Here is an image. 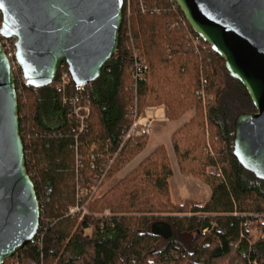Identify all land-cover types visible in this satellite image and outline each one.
Returning <instances> with one entry per match:
<instances>
[{
  "label": "trees",
  "instance_id": "1",
  "mask_svg": "<svg viewBox=\"0 0 264 264\" xmlns=\"http://www.w3.org/2000/svg\"><path fill=\"white\" fill-rule=\"evenodd\" d=\"M128 1L117 49L99 77L83 87L70 82L63 92L89 102L83 131L62 92L53 85L32 87L19 69L12 70L25 167L41 215L33 240L3 264H247L248 258L264 264V179L244 169L232 152L234 117L254 111L246 89L229 76L223 58L210 46L196 48L188 22L185 29L171 26L178 17L185 20L172 7L174 0ZM131 45L149 66L136 93L131 89ZM199 91L211 100L203 101ZM159 104L169 120L195 110L171 142L180 172L206 184L209 198L203 203L171 199L172 171L165 148L158 145L88 202L80 220L78 214H67L76 203L77 184L92 183L112 159L108 180L145 147L148 137L141 135L118 149L132 110ZM91 144L96 145L93 151ZM105 209L111 215H103ZM156 221L170 226L168 238L151 231ZM256 227L260 234L254 239L249 232Z\"/></svg>",
  "mask_w": 264,
  "mask_h": 264
},
{
  "label": "water",
  "instance_id": "2",
  "mask_svg": "<svg viewBox=\"0 0 264 264\" xmlns=\"http://www.w3.org/2000/svg\"><path fill=\"white\" fill-rule=\"evenodd\" d=\"M193 31L224 60L254 111L233 119L232 152L264 179V0H174ZM123 0H0V37L14 40V61L28 85L51 86L61 65L83 87L118 46ZM40 204L25 167L9 58L0 43V264L33 240ZM151 231L164 238L162 221Z\"/></svg>",
  "mask_w": 264,
  "mask_h": 264
},
{
  "label": "built area",
  "instance_id": "3",
  "mask_svg": "<svg viewBox=\"0 0 264 264\" xmlns=\"http://www.w3.org/2000/svg\"><path fill=\"white\" fill-rule=\"evenodd\" d=\"M123 5H124V0H123ZM174 6H177L176 2L172 5V7ZM126 13L127 14L129 13L128 0H126ZM186 22H187L186 19L184 20L181 17H178L177 20L174 21L171 26L183 27L185 29ZM191 39L193 43L196 45V48H200V47L206 48L207 46H209L197 34L191 36ZM200 40L204 42L203 45L201 44ZM0 43L2 45V49L5 55L9 58L11 62L12 70L16 68L18 69L14 61V47H13L14 40L11 38H1ZM129 48H130V61H131V89L134 93H136L139 83L146 77L149 71V66L144 55L138 48H136L134 45H131ZM63 66L64 65H61L60 67ZM70 82L72 83L70 74L66 67V69H63L59 73L57 79H54L52 85L57 91L63 93L66 85L69 84ZM203 82L205 81L203 80ZM199 94L200 97L203 99V101H205V97H207V100H211V96H206L203 91H199ZM63 101H67L69 103L70 105L69 113L72 116H74L75 119L79 122L78 130L83 131L85 128L86 119L89 115V102L86 100L82 101L79 94L66 97L64 96V93H63ZM132 116L133 119L130 125L125 130L122 137V141L118 149L124 144L126 140L130 138L141 135L149 136L153 121L166 120L163 104L147 106L141 112H138L136 108H134L132 110ZM76 147H77V142L75 141L74 144L75 151H76ZM95 149H96V145L91 144L90 150L93 151ZM75 157L77 162V152L75 154ZM111 162L112 159L109 160L108 164H104L102 168L99 169L92 183L88 185H80V184L76 185V203L75 205L68 208L67 214H71V215L78 214L79 219H81V217L84 214L88 213L86 205L88 204V202H90L97 196ZM76 175L78 176L79 173L77 172ZM247 264H257V261L255 259L248 258Z\"/></svg>",
  "mask_w": 264,
  "mask_h": 264
},
{
  "label": "rangeland",
  "instance_id": "4",
  "mask_svg": "<svg viewBox=\"0 0 264 264\" xmlns=\"http://www.w3.org/2000/svg\"><path fill=\"white\" fill-rule=\"evenodd\" d=\"M194 113H195V110L193 108L192 109H189L188 110V113H187L188 114L187 116H189V117H188V119L186 121H188L194 115ZM178 128L174 129L171 132L172 128H171L170 123L165 122V121H159V120L153 121L152 127H151V132H150L151 135H149V138H147V142L145 144V147L138 154H136V156H134L128 163H126V165L124 167H122L116 174H114L108 180L103 181V183L101 185V188H100L97 196L98 195H101L104 191H106L108 188H110L113 184H115L117 181H119L121 178H123L128 172H130L133 168H135L145 157H147L152 152V150L151 151H148L149 148L155 142H157V141L158 142H161L159 145H163V147L165 148V146L166 147L169 146V141H170L171 147H172V151L174 153L173 146H172V142H171V135ZM170 132H171V134H170ZM157 146H155L153 149H155ZM165 151H166V155H167V158H168V162H169V165H170V168H171V171H172V164H171V161H170V159L168 157L166 148H165ZM174 157L176 159L175 153H174ZM173 167L175 168L174 164H173ZM176 167H177V170L180 172L179 167H178V164H177V160H176ZM208 171H213V168H208ZM172 173H173V171H172ZM180 174L184 177V180H185L183 182L184 183V187L183 188H179V189H175L174 188L175 190H173V188L170 190V188H169L170 197H171V199L173 201H176V202H184V200H186V199H191V200H195L197 202L203 203V202H205L209 198V196H210V189H209V187L206 184H204L203 182H201L197 178H193V177H191L189 175L182 174L181 172H180ZM173 180H174V177L172 178V174H171V176L168 178V187H169V183L170 182L173 184ZM195 182H196V184L198 183V186H200L201 188L206 189L205 187H207V189H208V192L207 193H204V195H203L204 196L203 197V200H200L198 198V197L201 196V192L200 191H196L195 192L196 189H195L194 185L192 184V183H195ZM178 194H182L184 196L183 200H180L179 197H175V196H179ZM105 211H106V214H105ZM102 214L103 215H111V212H110L109 209H105ZM78 220H80V219L78 218ZM212 225H214V224H212ZM202 231L204 232V230H202ZM85 233H90V230L89 229H86L85 230ZM259 234H260V231H259V229H257V227L256 228H252L250 230V232H249V235H251V237L254 238V239H256ZM22 264H26V263L24 262Z\"/></svg>",
  "mask_w": 264,
  "mask_h": 264
},
{
  "label": "crops",
  "instance_id": "5",
  "mask_svg": "<svg viewBox=\"0 0 264 264\" xmlns=\"http://www.w3.org/2000/svg\"><path fill=\"white\" fill-rule=\"evenodd\" d=\"M188 111L181 117V118H179V119H177V120H168V119H166V120H163V121H165V122H168V123H170V125H171V128H172V130H171V132L174 130V129H176V128H178L180 125H182L187 119H188V117L189 116H187L188 114ZM171 132H170V134H171ZM151 135V134H150ZM148 138H149V136H148ZM161 142H155L153 145H151V147L149 148V150L148 151H151V150H153V148L155 147V146H157V145H159ZM165 148H166V150H167V154H168V157H169V159H170V161H171V164H172V171H173V173H172V178L174 177V180H173V184L170 182L169 183V188H170V190L173 188V190H175V189H179V188H183L184 187V177L180 174V172L177 170V167H176V159H175V157H174V153H173V151H172V147H171V143H170V141H169V146L168 147H166L165 146ZM173 161V162H172ZM173 164H174V166H175V168L173 167ZM190 183V182H189ZM193 185H194V187H195V192L196 191H200L201 192V196L200 197H198L200 200H203V195H204V193H207L208 192V189H207V187H205L206 189H203V188H201L200 186H198V183L196 184V182L195 183H192ZM175 188V189H174ZM179 196H175V197H179V199L180 200H183V198H184V196L182 195V194H178ZM174 197V198H175ZM186 197V196H185ZM177 199V198H176Z\"/></svg>",
  "mask_w": 264,
  "mask_h": 264
}]
</instances>
